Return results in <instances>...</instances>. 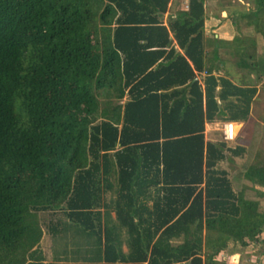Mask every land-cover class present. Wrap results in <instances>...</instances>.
Returning a JSON list of instances; mask_svg holds the SVG:
<instances>
[{"label":"trees","instance_id":"1","mask_svg":"<svg viewBox=\"0 0 264 264\" xmlns=\"http://www.w3.org/2000/svg\"><path fill=\"white\" fill-rule=\"evenodd\" d=\"M168 2L0 0V264H226L229 244L264 247V211L203 139L245 121L257 90L213 75L202 0L163 25ZM245 4L225 7L243 69L264 37V0ZM263 161L245 171L262 186ZM43 215L63 248L46 263Z\"/></svg>","mask_w":264,"mask_h":264},{"label":"crops","instance_id":"2","mask_svg":"<svg viewBox=\"0 0 264 264\" xmlns=\"http://www.w3.org/2000/svg\"><path fill=\"white\" fill-rule=\"evenodd\" d=\"M204 7V21H203V38H204V53L207 59V64L213 65V75L216 77H224L231 83L237 86L246 85L255 87L257 92L253 97L250 107L248 118L243 122L235 121H215L212 123L204 124L203 139L204 142L209 141L212 143L223 142V154L224 160L219 162L216 167L226 173V178L230 182L232 189L235 192H242L244 199H253L249 196V193H254V199L258 198L255 194L253 187L254 180L248 178L245 175L246 169L253 166L254 163L262 161L261 154H264V132L259 133L258 139L254 140V134L248 129V124L253 119V105L256 106L257 98L259 96L258 87H262L260 90L263 93L262 96V109L264 110V49L260 51V45L264 47V37L259 35L254 40V45L250 47V52L254 54L253 59L248 60V66L241 68L237 66V58L235 56L234 42L240 35H238L235 27L231 23V20L226 17L225 6L216 9L212 0H202ZM210 7V10L206 7ZM213 6V7H212ZM215 8V9H212ZM187 0H169L165 13L162 15V23L166 24L167 20L173 18L178 11H186ZM260 40V41H258ZM254 50V51H253ZM258 60L260 64L257 69H254L253 62ZM203 73L196 75V79L201 81ZM258 77V79H256ZM264 121V119H262ZM226 123H231L234 127L235 138L232 141L223 140V126ZM252 124H250V127ZM247 132V133H246ZM247 136V138H245ZM248 137H251L250 139ZM233 149H240V151L233 153ZM255 186V185H254ZM259 192V191H258ZM260 193H263L260 191ZM113 196V192L109 191L103 195L104 201H108ZM151 205V202H149ZM151 210V209H150ZM114 214L109 212V218L113 219ZM44 237L50 239L48 256L41 250V253L46 262H51L53 256L63 250L59 245L52 243L51 238L43 233L41 240ZM41 243V241H40ZM39 243V248H40ZM249 246L243 248L238 245L229 244L226 249L219 254V259L224 260L226 264H239L241 260V250H245ZM73 247H69V250H73ZM120 250L122 253L127 252L126 244H121ZM56 251V254L54 253ZM61 255V254H60ZM70 257V256H69ZM69 258V261L72 260ZM59 261L64 260L58 258ZM145 264V263H144Z\"/></svg>","mask_w":264,"mask_h":264},{"label":"rangeland","instance_id":"3","mask_svg":"<svg viewBox=\"0 0 264 264\" xmlns=\"http://www.w3.org/2000/svg\"><path fill=\"white\" fill-rule=\"evenodd\" d=\"M212 2H213L212 5H214V7H216V9L224 7V6L227 7L229 10L232 8H235V9H237V11H240L242 9L246 10V9L252 8L251 4H249V5L245 4V0H212ZM206 8H208L210 10V7L207 6ZM212 9H215V8H212ZM240 26H242V24H240ZM243 32H244V30H243ZM255 38L259 39L257 35H255ZM258 41H260V40H258ZM263 49H264V47L260 45L259 50L263 51ZM261 88L258 87L259 96L257 98V102H255L256 106L253 105V111H254L253 112V119H251L250 120L251 122L248 124V129H250V131L254 134V140L258 139L260 132H262V133L264 132V121L262 120V119H264V110L262 109L263 93L260 90ZM250 124H252L251 128H249ZM245 138H247V136H245ZM248 138L250 139L251 137H248ZM263 151H264V147H263ZM261 157H263V159H264V154H261ZM254 185H253V187L255 189H257L255 191L264 192V186H262L260 184H254ZM249 196L252 197L253 199L255 198L253 192L249 193ZM256 200L258 201L260 209L262 211H264V197L256 198ZM49 218L50 217L43 215L42 219H41V228L45 234H46V223L49 221ZM49 244H50V239L48 237H44L40 243V249L47 256L49 253V250H48ZM263 251H264V247L262 246V244H257L255 246L250 245L245 250L243 249L240 251L241 252V260H240L239 264H264Z\"/></svg>","mask_w":264,"mask_h":264},{"label":"built area","instance_id":"4","mask_svg":"<svg viewBox=\"0 0 264 264\" xmlns=\"http://www.w3.org/2000/svg\"><path fill=\"white\" fill-rule=\"evenodd\" d=\"M235 138L234 127L231 123H226L223 126V140L232 141Z\"/></svg>","mask_w":264,"mask_h":264}]
</instances>
